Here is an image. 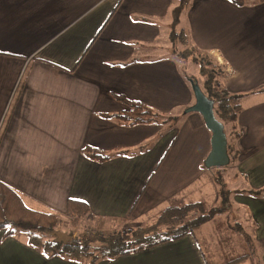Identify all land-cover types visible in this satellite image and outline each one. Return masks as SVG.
<instances>
[{"label": "crops", "instance_id": "0c3cea01", "mask_svg": "<svg viewBox=\"0 0 264 264\" xmlns=\"http://www.w3.org/2000/svg\"><path fill=\"white\" fill-rule=\"evenodd\" d=\"M177 7L189 47L222 69L215 87L241 108L225 126L240 183L233 190L236 222L218 217L224 210L197 229L198 242L189 234L98 264H223L251 252L252 244L261 253L239 264H264V2L0 0V181L41 212L64 216L68 200L83 201L93 214L87 220L105 230L144 226L139 223L147 215L172 201L205 207L218 197L212 168L203 167L212 135L199 113L159 129V138L140 151L149 132L156 133L152 123L124 126L102 116L127 109L113 94L168 113L195 104L189 89L177 102L181 90L171 85L176 74L202 88L200 67L198 80L180 67L186 60L198 64L179 57L178 74L177 53L155 49L163 38L175 44L168 17ZM85 145L112 158L91 161L82 154ZM252 189L260 197L250 195ZM242 217L254 227L252 237L243 233ZM4 235L0 231V264H88L47 259L26 235Z\"/></svg>", "mask_w": 264, "mask_h": 264}, {"label": "trees", "instance_id": "16d2710c", "mask_svg": "<svg viewBox=\"0 0 264 264\" xmlns=\"http://www.w3.org/2000/svg\"><path fill=\"white\" fill-rule=\"evenodd\" d=\"M237 7H243L249 0H230ZM263 3L264 0H255ZM172 41H179L186 45L187 48L181 52L184 57L191 58L200 67V73L205 77L202 90L205 94L215 102L216 117L222 121L225 126L234 123L240 111V106L235 102L234 96L225 90H218L215 87V78L222 75L223 71L214 64L207 55H198L194 48L189 47L187 35L182 32L180 34L172 33ZM114 98L125 104L127 109L116 114H102L105 118H114L119 124L124 126H134L139 124H149L158 120V116L154 115L142 102L131 100L124 95L113 94ZM228 137V136H227ZM228 153L231 158L230 164L237 159L234 152V146L228 137ZM85 158L105 163L112 158L97 148L85 145L82 149ZM161 163L156 167L143 190L141 191L135 205L136 207L141 196L150 184L155 172ZM205 168V166H203ZM242 192V191H238ZM248 193L255 197H260L261 192L258 190H249ZM173 207H169V209ZM186 210L201 209L207 213L193 218L187 222V225L174 230H164L160 232V226H141L136 228L111 229L105 230L96 228L92 230H81L69 233L72 237L67 243H58L53 236L56 227L61 223V218L55 213H46L31 209L28 207L23 197L12 187L0 181V231L5 232V237H15L20 232H24L27 236L28 245L40 249L47 259L59 257L64 260L88 264H98L103 260H115L121 256L135 254L143 250L153 248L155 246L180 239L191 234L198 242L196 231L203 224L211 221L220 212V208H210L208 210L202 204H190L181 207ZM181 210V209H180ZM132 213V211H131ZM130 215V213H129ZM66 216L73 227H77L80 221L85 218L92 219L93 214L90 206L79 200H68L66 207ZM255 247V246H254ZM254 247L251 252L239 259L229 261L225 264H239L249 258L255 260L257 255Z\"/></svg>", "mask_w": 264, "mask_h": 264}, {"label": "rangeland", "instance_id": "374dc122", "mask_svg": "<svg viewBox=\"0 0 264 264\" xmlns=\"http://www.w3.org/2000/svg\"><path fill=\"white\" fill-rule=\"evenodd\" d=\"M169 19L171 22L172 21L175 22V25L172 23L173 27L171 25L172 30L176 34L182 33V32H180L181 30L178 27V23L180 20V9L178 7L172 10V13L168 17V20ZM181 21H182V23L184 21H186V17L182 16ZM156 46H157V48H155V49H173L172 53H177L176 56L173 57V61L177 62V64L174 65V67H177V72H178V74H180L179 57H182L183 58L182 60H184V58H186V57L181 55V52L184 51L187 48V46L184 47V45H182L179 41H176L175 44H172V46H170L165 38L159 40L157 42ZM226 49H227V47H226ZM180 67H181L182 73H184L187 78L190 79L191 76L195 75L197 80L200 79V77H199V65L192 64V63L189 64L188 60H186L183 63L181 61ZM173 76L174 77L172 78L171 89L175 88V87H179L181 90V94L177 95V97H178L177 102H182V95H183L185 89H189L190 93L194 94V92L192 91L193 90L192 84L189 85L188 80L186 82V80L184 79V75H182V78L186 84H183V80L179 79L178 75L173 74ZM176 84H178L179 86H176ZM201 86H203V85H201ZM191 106H193V105H190L186 108L179 107L175 110L172 109L171 113H168L165 111H155L153 108H150V110L153 111L154 115L158 116V120L152 122V125H153L152 127H155L154 129H155L156 133L152 134L151 132H149V137L145 139V142L141 143V145L139 146V148H140L139 151L148 147L149 145L152 144V142H154L155 139L159 138L158 133H157V131L159 129H166L169 127L171 128V127H174L176 125L181 124L180 123L181 119L183 118L185 113H187L186 112L187 109L190 108ZM172 108H174V107H172ZM234 175H238L236 172L235 162L233 164L228 165L226 168L216 167V168H212V170H210L211 178L213 180L217 181L216 192H219V196L218 197H210V199L207 201L208 207L205 206L206 210L213 208V207H215L216 209L220 208V209L226 210L225 213L220 212V213H224V215L221 214L218 217H222L227 222H230V223L236 222L235 216L238 214V210L235 209L236 204L234 203V200H233V190H235L236 187L238 185H240V183H237L235 181L236 178L234 179ZM194 190H195L194 188L191 189V191H194ZM188 191H190V190H188ZM176 200H179V198H176ZM167 205L168 204H164L161 207H159L160 213L162 212V210H163V212L165 211L161 215V217L159 216L160 213H157V215H155V214L147 215L143 219V221H141L139 224H142L144 226H148V224L152 225V226L158 225V226H160L159 227L160 232H162L164 230H174V229L184 227L187 225V222L190 221L191 219L199 217V216L207 213V211L204 213L202 208L197 209V210H193V209L186 210V209L181 208V210L176 211V209H174V210L168 209V207H166ZM169 205H170L169 207L184 206L183 204L179 203L178 201H176V202L172 201ZM224 210H221V211H224ZM60 218L62 221L56 227L55 231H61V232H64L66 234L78 232L81 230H92L95 227L92 224V222L87 220V218L82 219L80 221L79 226H77V227H73L71 225V223L69 222L70 220L66 215L60 216ZM240 220L244 225L243 233H246L252 237L254 232H255L254 227H252V224L250 225V223H248L243 217ZM247 224H249V225H247ZM132 226L135 227V225H132ZM117 227L119 228V226H117ZM133 227H131V228H133ZM124 228H121V229H124ZM111 229H113V228H111ZM111 229H108V230H111ZM121 229H119V230H121ZM19 235L25 237L24 232H20ZM246 240H249V239H246ZM252 247H254V244H252ZM254 249L256 250L257 253H259V254L261 253L260 249H258V251H257L256 247H254ZM249 253L250 252L248 250V251H246L245 254H249ZM87 263H89V262L87 261ZM223 264H225V263H223Z\"/></svg>", "mask_w": 264, "mask_h": 264}, {"label": "water", "instance_id": "95a60500", "mask_svg": "<svg viewBox=\"0 0 264 264\" xmlns=\"http://www.w3.org/2000/svg\"><path fill=\"white\" fill-rule=\"evenodd\" d=\"M192 89L196 102L186 112L199 113L212 135L211 151L204 165L208 169L226 167L230 164L231 158L228 153V137L225 124L216 117L215 102L205 94L200 85L192 82ZM52 234L58 243H67L72 238L69 234L61 231H54Z\"/></svg>", "mask_w": 264, "mask_h": 264}]
</instances>
